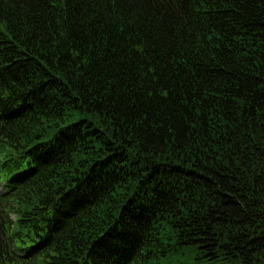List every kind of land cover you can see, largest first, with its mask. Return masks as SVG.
<instances>
[{
  "label": "trees",
  "instance_id": "obj_1",
  "mask_svg": "<svg viewBox=\"0 0 264 264\" xmlns=\"http://www.w3.org/2000/svg\"><path fill=\"white\" fill-rule=\"evenodd\" d=\"M0 264H264V0H0Z\"/></svg>",
  "mask_w": 264,
  "mask_h": 264
}]
</instances>
